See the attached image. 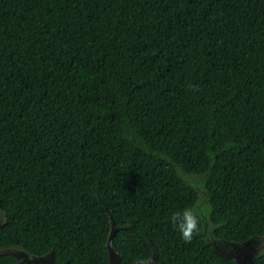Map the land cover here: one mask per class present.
Segmentation results:
<instances>
[{
    "label": "trees",
    "instance_id": "1",
    "mask_svg": "<svg viewBox=\"0 0 264 264\" xmlns=\"http://www.w3.org/2000/svg\"><path fill=\"white\" fill-rule=\"evenodd\" d=\"M202 207L185 243L169 217ZM0 218L56 264H108L111 222L120 264H236L214 244L264 237V0H0Z\"/></svg>",
    "mask_w": 264,
    "mask_h": 264
},
{
    "label": "water",
    "instance_id": "2",
    "mask_svg": "<svg viewBox=\"0 0 264 264\" xmlns=\"http://www.w3.org/2000/svg\"><path fill=\"white\" fill-rule=\"evenodd\" d=\"M0 218V225L3 224ZM128 227V226H127ZM117 228L111 222L110 232L106 242V249L108 253V264H120V255L115 251L113 246V237L117 232ZM264 249V237L254 236L242 243L222 242L214 244L213 253L224 259H232L236 264H253L255 259ZM152 256L146 260H135L134 264H160L157 260L158 256L156 250L152 248ZM0 254H7L12 256L15 260L26 264H56L54 260V252L50 251L42 256H31L23 250L16 248L0 249ZM63 264H69L67 261Z\"/></svg>",
    "mask_w": 264,
    "mask_h": 264
},
{
    "label": "clouds",
    "instance_id": "3",
    "mask_svg": "<svg viewBox=\"0 0 264 264\" xmlns=\"http://www.w3.org/2000/svg\"><path fill=\"white\" fill-rule=\"evenodd\" d=\"M207 209L202 207L197 214L192 208H186L182 212H173L169 220L176 227L185 243H191L194 237L200 234L201 224Z\"/></svg>",
    "mask_w": 264,
    "mask_h": 264
}]
</instances>
